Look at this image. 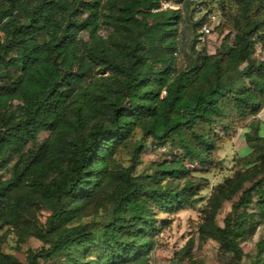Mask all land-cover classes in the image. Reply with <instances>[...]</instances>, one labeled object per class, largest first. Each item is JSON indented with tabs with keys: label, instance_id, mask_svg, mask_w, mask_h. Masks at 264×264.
Masks as SVG:
<instances>
[{
	"label": "trees",
	"instance_id": "1",
	"mask_svg": "<svg viewBox=\"0 0 264 264\" xmlns=\"http://www.w3.org/2000/svg\"><path fill=\"white\" fill-rule=\"evenodd\" d=\"M0 0V244L3 230L42 241L25 264H133L150 254L169 225L160 214L194 210L207 174L223 168L219 151L233 130L264 109V0ZM220 1L214 52L187 46L185 9ZM205 13L194 23L199 29ZM103 31V34H102ZM264 123V119H263ZM141 134L169 158L132 175L115 154ZM40 133L46 137L38 141ZM189 220L174 253L181 264L197 239L218 242L225 264H240L241 242L264 222V135L246 134ZM104 217L78 223L100 195ZM231 201L222 225L215 217ZM49 214L41 225L35 211ZM250 264H264V235ZM0 264H23L0 250Z\"/></svg>",
	"mask_w": 264,
	"mask_h": 264
},
{
	"label": "rangeland",
	"instance_id": "2",
	"mask_svg": "<svg viewBox=\"0 0 264 264\" xmlns=\"http://www.w3.org/2000/svg\"><path fill=\"white\" fill-rule=\"evenodd\" d=\"M220 1H213L208 10H202L201 7L196 8L195 5L185 9V20L183 21V29L187 33V46L182 53L178 55V64L184 63L187 55H190V47L193 44L196 50L206 52H214L218 47L222 35L215 30V26L221 21L218 14V6ZM165 5L171 7H181V3L177 0L171 1ZM205 13V23L196 29L194 23L199 20ZM205 28L209 29L208 31ZM103 34V31H102ZM264 56V52L259 49L253 56V60L257 61ZM264 109L254 118L240 123L232 132L231 139L226 142L219 155L223 160V168L214 170L207 174L209 179L208 187L204 188L200 195L202 200L199 201L194 210H184L174 215L160 214V219H167L169 225L164 229L157 238V243L154 249L147 256L143 257L133 264H178L173 256L180 249L187 238L190 236L189 220L200 221V215L197 209L206 204L208 197L211 195L214 187L224 181L233 173L232 166L234 164V156L244 155L249 151L246 145V134L252 133L257 128L258 134L264 133ZM47 133H40L37 140L45 138ZM141 134L135 131L134 135L127 143L118 149L115 154V161L119 167H130L132 175H144L152 173L157 164L163 159L169 158V150L165 147L155 146L150 139L144 140V148L141 152L134 154L133 148L135 143L140 139ZM1 175H7L6 170H0ZM102 194L93 200L87 208L86 214L77 219L78 223H93L97 224L106 212V202L102 199ZM231 201H223L218 213L215 217V222L222 225L224 215L230 210ZM49 212L40 208L35 211L37 223L43 224ZM264 235V222L257 228L255 234L249 239L241 242V248L245 254L240 264H250L249 255L254 254L255 242ZM42 245V241L38 238L25 235L21 238L15 228H6L3 230V240L0 244V250L3 253H9L15 256L21 263H26V251L28 248L36 249ZM226 256L218 249V242L214 239L207 238L200 242L195 240L192 249V256L186 259L181 264H225ZM40 264H60V260L51 259L41 261Z\"/></svg>",
	"mask_w": 264,
	"mask_h": 264
},
{
	"label": "built area",
	"instance_id": "3",
	"mask_svg": "<svg viewBox=\"0 0 264 264\" xmlns=\"http://www.w3.org/2000/svg\"><path fill=\"white\" fill-rule=\"evenodd\" d=\"M206 31H208L209 29L205 28Z\"/></svg>",
	"mask_w": 264,
	"mask_h": 264
},
{
	"label": "crops",
	"instance_id": "4",
	"mask_svg": "<svg viewBox=\"0 0 264 264\" xmlns=\"http://www.w3.org/2000/svg\"><path fill=\"white\" fill-rule=\"evenodd\" d=\"M260 135H264V133L260 134Z\"/></svg>",
	"mask_w": 264,
	"mask_h": 264
}]
</instances>
